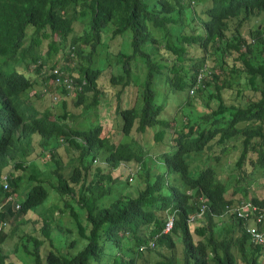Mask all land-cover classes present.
<instances>
[{
	"label": "trees",
	"instance_id": "16d2710c",
	"mask_svg": "<svg viewBox=\"0 0 264 264\" xmlns=\"http://www.w3.org/2000/svg\"><path fill=\"white\" fill-rule=\"evenodd\" d=\"M100 43L112 61L92 57ZM41 85L48 107L19 105ZM33 132L39 146L10 161ZM255 168L264 187V0H0V220L19 216L0 264L17 227L21 264H264L249 231L263 220L226 209ZM123 177L133 191L117 194Z\"/></svg>",
	"mask_w": 264,
	"mask_h": 264
},
{
	"label": "rangeland",
	"instance_id": "374dc122",
	"mask_svg": "<svg viewBox=\"0 0 264 264\" xmlns=\"http://www.w3.org/2000/svg\"><path fill=\"white\" fill-rule=\"evenodd\" d=\"M260 20H261V16H253V17H251V19L249 20V22L243 27V29H244L243 32H246V28L250 27L251 24L254 25L256 22H258ZM74 29H75V31H79L81 29V26L78 27V25L76 24V25H74ZM154 35L159 36L160 35V31L159 30L158 31H155L154 32ZM118 41L116 39H114V40L113 39L107 40L108 43L109 42L113 43V42H118ZM105 47L106 46L104 45V43L97 44L95 50L93 51L92 57L97 59L100 56H106L109 61H112L113 58H114V56H113L112 52H108ZM110 49L114 51V49H112L111 47H110ZM57 62L67 63L68 61H65L64 58L59 57ZM133 63L130 64V67H131V71H133L135 73L134 74L135 75L134 76L135 80L142 78V75H143V72H144V69L145 68L143 66H140L142 64L141 61L139 59H137L135 61V63L134 64ZM30 70H33V69H30ZM215 70H216V68H215ZM105 73H106V70L104 72H102V75L100 76L101 79L104 78ZM36 88H40V87H36ZM36 88H34V90ZM29 90H27V92ZM186 90L187 89L183 90V92L181 94L180 93H176L175 94L176 98L171 99L172 101H169V100L167 101V103L164 105L165 106L164 107V112L166 113V115H170L171 112H172V110L175 107L177 108L178 98L179 97H182L184 95V91L186 93ZM228 92L229 93L226 96V100L227 101L233 100V99L230 98V96L234 95L233 90H230ZM203 93H205V92H203ZM32 94H30V95H32ZM20 95L21 94L18 95L19 99H20ZM132 95H134V94L132 93ZM27 96H29V95H27ZM202 98L203 99H206L205 97H202ZM195 101L197 102L198 101V98H195ZM49 104H50V95H48V94L42 95L40 92H38V93H35L34 96H32L29 100H26L24 102H20L19 105L20 106H23V107H26L27 110L29 109V112H32V111L34 112V109H35V106H36L37 107L36 113H41V111L45 107H48ZM197 106L199 107V104H197ZM49 108H50L51 111H53V113H55V114L58 113V111H57V108L58 107L55 108V105H50ZM106 111H107V109L103 105L100 104L99 107H98V112H99L100 115H103V117L102 116L100 117V119L102 120V131H105V128L106 127L108 128L111 125L110 118H109V112H107L108 114L104 117V113ZM177 115L179 116V113H177ZM80 120H81V118L79 116L76 117L74 119V121H73L74 125H77V122L80 121ZM60 121H63V120L60 119ZM88 123H89V121L87 122V124ZM68 125H69V121H67V119L65 121H63V126L67 127ZM39 136H40L39 134H37L36 132H33L29 136L26 135L25 138L20 139L17 142L16 147L14 148L15 150L13 148H11V149H13L12 152H11V156L13 154H15V155H14V157H11L10 158V161L16 159V157H19V155H21L22 153H24L28 148H31V149L37 148L39 146V141H40V137H41V136L40 137ZM43 140H44V138H43ZM160 147H161V144L158 145V148H160ZM231 151H234V150L232 149ZM228 159H229V161L232 160L230 156H228ZM261 170L262 169H260V168H255L253 170V172H251L250 174H248V177L247 178H249V176H250V182H249V187H248V193L245 194L246 196L247 195L248 196H251L252 194L255 193V190H257L259 188H262L263 189V194L262 195L264 196V187H262V183L259 182L260 179L263 178V176H260L261 173H262ZM263 172H264V170H263ZM219 173H221L220 170H219ZM115 174H118L117 171L114 173V175ZM114 191L117 194H119V191H121V192L133 191V186H131L129 183H127L124 180V177H123L120 180L116 181V183L114 185ZM240 192H241V196L244 197L243 192L242 191H240ZM50 195H52L51 194V191L47 195L46 200L49 199V196ZM234 195H235V197H238L239 191L235 192L233 194V197H234ZM235 197H234V201L236 199ZM43 204L44 203L39 204L38 206H36L35 209L41 208L42 207L41 205H43ZM35 209H33L31 211H28L27 212V215L34 213ZM18 220H19V216L17 215V213H13L12 215L9 216V219L7 221V224H6V226L4 227L3 230H8V228L11 227L12 222L17 223ZM70 220L73 222V220L71 218H69L68 216H64L63 217V221L65 223H67L68 225H70L72 227V229H75V226L71 223ZM189 229L192 232V230H193V225L192 224L189 225ZM54 232H55V228L52 229V234ZM20 233H21V230H20L19 227H17L16 230H15V232H14V234H12L9 238L6 237L3 240V242H2V248H3V250L5 252H7L6 261H8V264H21L20 258H22L23 253L21 251L14 250V248H13V246L15 245L14 243L16 242L17 236ZM54 236H55V233H54ZM196 237H197V235L194 234V233H192V238L195 239ZM53 241L55 243V240H53ZM179 249H180V245H177L174 248V250H176V251H179ZM164 251H166V249H164ZM23 258H24V261L27 260L25 257H23ZM93 264H95V263H93ZM99 264H103V262L102 263H99Z\"/></svg>",
	"mask_w": 264,
	"mask_h": 264
},
{
	"label": "built area",
	"instance_id": "2783aa9c",
	"mask_svg": "<svg viewBox=\"0 0 264 264\" xmlns=\"http://www.w3.org/2000/svg\"><path fill=\"white\" fill-rule=\"evenodd\" d=\"M191 91V90H190ZM18 206V203H15V207ZM256 209V205L252 204L251 202L247 200H241L239 206L236 208L235 213L238 216L245 217L248 216V214ZM256 211L255 214V220L261 221L264 218V209L262 211ZM5 220H0V228L5 226ZM172 223V217H169L168 220L165 222V225L162 229V231H167ZM251 238L255 241H264V235L262 231L255 230L254 228L249 229Z\"/></svg>",
	"mask_w": 264,
	"mask_h": 264
},
{
	"label": "clouds",
	"instance_id": "9594fccd",
	"mask_svg": "<svg viewBox=\"0 0 264 264\" xmlns=\"http://www.w3.org/2000/svg\"><path fill=\"white\" fill-rule=\"evenodd\" d=\"M189 91H190V88H189ZM38 92H40L42 95H44V94H48V92H47L46 88L44 87V85H41L40 88H36L35 90H34V88H32L31 90H29V92H28V95H29V96H28V97H29L28 100H29L32 96H34L35 93H38ZM32 93H33V94H32ZM30 94H32V95H30ZM48 95H49V94H48ZM36 109H37V107L35 106V109H34V110H36ZM37 114H39V113H37ZM241 200H247V201L251 202L252 204L256 205V209H254L253 211H251V212L248 214V216H245V217H241V216H238V215H236V216H238L240 219H242L243 222H244L246 219H248V220H250V221H256V220H255V214H256V211H257V210L262 211V210L264 209V202H263V204L253 203V202L248 198V196H244V197L237 198L235 201H233V203H231L229 206H227L226 209H228V211H230V212H235V210H236V208L239 206ZM259 211H258V212H259ZM235 214H236V213H235ZM2 215H3V214H1L0 217H2ZM262 220H263V222H262V230H264V218H263ZM5 226H6V224H5ZM165 232H166V231H165Z\"/></svg>",
	"mask_w": 264,
	"mask_h": 264
}]
</instances>
